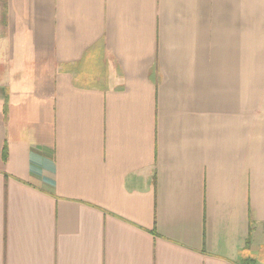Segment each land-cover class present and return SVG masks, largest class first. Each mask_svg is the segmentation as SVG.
Returning <instances> with one entry per match:
<instances>
[{"label":"crops","instance_id":"crops-1","mask_svg":"<svg viewBox=\"0 0 264 264\" xmlns=\"http://www.w3.org/2000/svg\"><path fill=\"white\" fill-rule=\"evenodd\" d=\"M0 264H264V0H0Z\"/></svg>","mask_w":264,"mask_h":264}]
</instances>
